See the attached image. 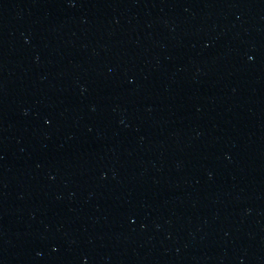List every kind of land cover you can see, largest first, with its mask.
Returning a JSON list of instances; mask_svg holds the SVG:
<instances>
[{"label": "water", "instance_id": "obj_1", "mask_svg": "<svg viewBox=\"0 0 264 264\" xmlns=\"http://www.w3.org/2000/svg\"><path fill=\"white\" fill-rule=\"evenodd\" d=\"M0 264H264V0H0Z\"/></svg>", "mask_w": 264, "mask_h": 264}]
</instances>
